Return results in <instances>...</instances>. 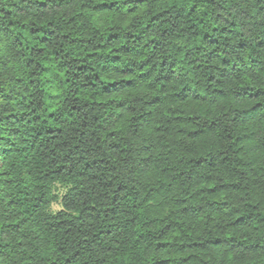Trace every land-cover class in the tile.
<instances>
[{"label": "trees", "instance_id": "obj_1", "mask_svg": "<svg viewBox=\"0 0 264 264\" xmlns=\"http://www.w3.org/2000/svg\"><path fill=\"white\" fill-rule=\"evenodd\" d=\"M124 3L129 5L127 15L117 18L115 0L78 5L77 0H0L6 5L0 7L4 24L0 41L5 42L0 53L15 52L10 68L6 59L0 61V67L5 64L11 72L10 92L0 88V99L7 102L0 106L4 111L0 130L7 129L11 137L0 136V165L8 169L0 176L10 177L0 181L4 184L0 240L8 241L0 243V256L11 255L10 264H90L91 254L101 252L104 264H142L146 257L141 241L152 237L156 247L147 257L149 264H259L264 215L257 204L232 208L223 213L226 221L211 229H201L207 220L197 223L196 218L204 209L221 213L229 203L226 193L264 186V127L246 115L262 107L253 101L264 90L251 91L250 82L241 78L238 88L225 92L217 86L206 97H190L209 119L204 120L205 127L186 125L191 129L190 147L176 153L186 162L181 165L176 159L171 168L161 166L162 148L168 146L152 138V131L160 132L162 127L156 122L155 105L165 98L136 94L139 84L131 67L125 68L119 82H104L100 95L80 94L89 85L95 87L92 81L76 89L64 79L75 93V102L66 111L52 105L42 112L41 97L59 99L58 89L47 91L46 86L59 82L61 73L71 75L73 82L81 76L87 80L94 72L93 61L116 64L124 55L137 54L141 59L136 63L147 65L142 54L167 48L172 37L179 39L181 33L187 37L188 51L173 45L178 63L161 60L162 75L157 80L170 79L183 63L181 56L192 64L189 54L193 51L206 67L214 68L216 62L225 65L217 72L221 79H236L241 69L255 67L264 57V0ZM177 28L179 32L174 31ZM88 29L91 38L84 37ZM78 42L86 46L83 53L77 50L72 55V49L65 50ZM46 75L50 78L44 79ZM140 75L142 81L146 74ZM33 86H38L35 91ZM214 102L231 107L223 113L209 112L205 105ZM12 104L14 109L9 110ZM108 105L112 107L103 119L93 111ZM169 119L201 117L176 113ZM225 140L231 141V151L224 148ZM171 152L163 158L168 159ZM170 177L176 186L194 181L198 191L187 200H160L161 189L165 193L173 189ZM58 187L68 188L63 209L41 219L36 208L43 190L53 194L52 207L57 204ZM197 196L203 205L196 203ZM165 211L167 215H162ZM232 240L236 243L229 244Z\"/></svg>", "mask_w": 264, "mask_h": 264}, {"label": "clouds", "instance_id": "obj_2", "mask_svg": "<svg viewBox=\"0 0 264 264\" xmlns=\"http://www.w3.org/2000/svg\"><path fill=\"white\" fill-rule=\"evenodd\" d=\"M90 2L91 0H77V5L79 3ZM115 3L118 6L116 9H114L117 18H122L126 16V10L129 5L125 4L124 0H115ZM5 6V4H0V7ZM0 17H3V13H0ZM4 19L6 20L7 17H4ZM3 27L4 24L0 23V28ZM174 31L179 32V29L177 28ZM91 35V29L85 30L84 37L91 38ZM99 35L106 36L107 33H100ZM156 36L157 38H159V32L156 33ZM165 36L167 37L168 33H165ZM185 39H187V37L183 33H181L179 39L172 37L171 43L168 44L167 48H160L157 50L156 53H153L151 50H149L146 54H142L143 59H146L148 61L147 65H141L136 63L138 60L141 59V55L128 54L122 56L121 60L118 61L116 64H112L111 62H109L106 65V63H103L101 61H93L94 72L89 73L87 80H85V78L81 76L79 81L73 82L71 79V75H69L68 77H63L61 73V80L59 82H53L51 85L46 86L47 91H51L52 88H57L58 92L56 93V95L59 97V99L49 101L47 100L46 96L41 97L42 99H44V107L43 109H41V111L43 112L44 109L55 105L57 108H59L60 111L63 112L69 109L70 106L75 102V93L69 90L68 84L63 83L64 79H67L68 83L73 84L74 88L76 89H79L80 83L88 84V81H92L95 87L89 85L86 90H81L80 94L83 95L86 91L88 95H100L101 89L105 88L104 82H119L121 79L124 78V74L126 72L125 68L131 67L132 77L138 80L139 84L136 94L143 96L145 99H149L153 95V93L157 97L165 98L163 102L155 105L156 122L162 125L161 130L160 132H155L150 129V131H152V138L154 140L158 139L159 141H161L162 144H166L168 146L167 148H162L161 166L171 168L173 167V162L176 159H180L181 165H183L186 161H184L181 156H177L176 153L178 151L182 152L185 148L190 147V140L192 139V137L189 136V132L191 129L186 125L195 123L200 127H205L204 120L209 119L207 113L200 112L197 107L194 106L196 104V101H193L192 99H190V97H206L208 93H213L214 87L217 86L223 88L225 92L231 89L238 88L237 85L238 83H240L241 78L250 82V86L248 87V89H250L251 91L257 89L264 90V57L261 58L262 62L257 63L255 67H251L249 70L241 69V74H239L238 78L224 80L217 75V72L220 69L224 68L225 65L216 62L214 63V68L206 67L203 65V60L196 59V53L193 51L189 54V59L193 61L192 64H189L188 61L181 56L180 59L183 60V63L178 65L175 72L171 75V78L166 80H157V76L162 75L158 68L159 62L161 60L172 59L173 62H177L176 55L179 54L174 55L175 48L173 47V45L179 46L181 48V52L188 51V46L184 43ZM191 43L194 44L195 41H192ZM61 44H64V42L62 41ZM4 46L5 42L0 41V49H3ZM85 47L86 46H81L78 42L76 45H67L65 50H68L70 48L72 49L71 54L75 55L77 50L83 53ZM14 55V51H9L6 53V55L0 53V61H4L6 59V65L8 66V68H10L13 62L12 58ZM149 57H151V59H149ZM196 64H200L201 67H194V65ZM4 65L3 67H0V88H4L5 91L10 92L9 77L11 76V72L8 71L4 67ZM132 65H135V67H132ZM154 65L156 67H153ZM64 71H68V69H65ZM71 71L74 72L75 69L73 68L71 69ZM140 72L146 74L144 75V79L142 81H139V78L141 77ZM210 76L212 77L211 80L209 79ZM49 78L50 76L48 75L44 77V79ZM37 87L38 86H33L31 91H35ZM16 90L18 91L20 90V88L17 87ZM257 93L259 100H254L253 102H258L262 107L259 110L253 109L251 113H246V115H251L254 120L260 123L262 127H264V116L260 115L261 112H264V91H259ZM65 97H68L67 102L65 101ZM31 99L34 101L36 97L32 96ZM6 103V101L0 99V106L5 105ZM201 105H204L202 101ZM32 106L34 107L35 104H33ZM205 106L207 107L209 112L215 111L217 113H223L225 110H229L231 107L230 104H225L222 102H214L211 105ZM111 107L112 105H108L106 108L94 109L93 111L96 114L101 115V118L103 119V116L107 114L108 109ZM136 107H139V105H136ZM13 109L14 104L9 105V110ZM165 112L168 113L167 117L164 115ZM176 113H179V115L184 118H187L188 116H199L201 117V119L196 121H188L187 119L182 121H176L169 119V117L175 115ZM3 114V108L0 107V116H2ZM130 115H135V113H131ZM0 128H3V126L0 125ZM164 129H167V132H165ZM221 131L223 130L221 129ZM196 135H200V132H197ZM224 135H227V133H224ZM0 136L8 137V130H0ZM8 138L11 139V137ZM223 143L224 148L227 151H231V141L225 140ZM53 147H55V145H53ZM169 149L172 150L170 157L168 159H164L163 154L168 153ZM7 171L8 169L0 165V172ZM174 175L176 174L174 173ZM9 178L10 177L8 176H0V181ZM169 180L170 183L173 185V189L167 193L163 192V190L161 189L162 195H159L160 200H165L166 202H168L177 197H182L183 199L187 200L188 197L192 196L193 192L198 191V189L194 186V181L176 186V183L171 180V177L169 178ZM220 182L223 183L224 181L221 180ZM232 182L235 183L236 181ZM261 185H264V178H262L261 180ZM3 187L4 184L0 183V188ZM254 187H249L237 193H226V197L228 198L229 203L228 206L224 207L222 212L219 214H213L207 209H204L202 213H200L196 218L197 223H199L200 221L207 220V224H200L201 229H203L204 227H208L211 229L213 225L225 222L227 218L224 217L223 213L231 212L232 208H242L243 205L246 203L257 204L258 211L261 215H264V186ZM67 189V187L64 188L63 191L59 192L55 196V202L59 206L54 210L51 207V204L53 202V194L48 191L47 188L43 190V197L41 198L36 208V212L39 214L41 219H44L49 216H54L55 212H59L63 209V197L67 192ZM136 191L140 190L136 189ZM245 191L248 193L247 196L244 195ZM37 195H41V193H37ZM153 195L155 196L157 194ZM239 197H243V200H239ZM195 200L197 204H204V200L201 199L199 196L195 197ZM169 210L175 211V209L172 208H169ZM162 215H167V212H163ZM237 239H244V237L237 236ZM7 242L8 241L4 239L0 240V243ZM141 243L143 245L141 251L146 257L142 264H149V260L147 259V257L156 247V245L153 242L152 237H144ZM234 243H236L235 240L229 241V244ZM68 254L71 255V253ZM257 257L259 264H264V251L257 253ZM12 259L13 257L11 255L0 256V264H10ZM90 264H104L103 253L94 252L93 254H91ZM212 264H215V261H213Z\"/></svg>", "mask_w": 264, "mask_h": 264}, {"label": "rangeland", "instance_id": "obj_3", "mask_svg": "<svg viewBox=\"0 0 264 264\" xmlns=\"http://www.w3.org/2000/svg\"><path fill=\"white\" fill-rule=\"evenodd\" d=\"M57 189H58V190H57V193L63 191V189L60 188V187H58ZM58 206H59L58 204H53V205H52V209L54 210V209H56Z\"/></svg>", "mask_w": 264, "mask_h": 264}]
</instances>
